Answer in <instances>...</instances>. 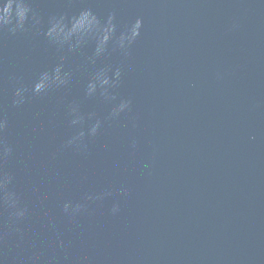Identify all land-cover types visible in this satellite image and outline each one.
<instances>
[{"label":"water","instance_id":"obj_1","mask_svg":"<svg viewBox=\"0 0 264 264\" xmlns=\"http://www.w3.org/2000/svg\"><path fill=\"white\" fill-rule=\"evenodd\" d=\"M31 3L40 24L0 31V142L13 150L0 175L28 210L14 223L0 196V264H264V0ZM83 7L115 12L120 28L144 21L127 55L103 61L122 67L117 94L131 100L118 119L85 97L91 49L60 51L44 35L52 16ZM62 57L70 84L33 95ZM19 87L29 92L15 107ZM73 104L104 119L84 150L65 147Z\"/></svg>","mask_w":264,"mask_h":264},{"label":"clouds","instance_id":"obj_2","mask_svg":"<svg viewBox=\"0 0 264 264\" xmlns=\"http://www.w3.org/2000/svg\"><path fill=\"white\" fill-rule=\"evenodd\" d=\"M40 23L31 0H0V31L6 30L16 35L27 31L29 24L35 26ZM143 25L144 21L137 18L134 22L120 28L115 12H110L106 18L102 19L91 7H83L74 14L52 16L48 20L44 35L50 45L69 53H83L86 49H91L87 60L94 67V71L86 83L84 93L86 98L99 97L104 103L112 106L110 113L104 119H118L122 114L131 111V100L117 94L123 75L122 67L103 63V61L110 54L127 55L141 37ZM72 79L73 73L66 70L62 57L50 71L46 70L39 74L30 91L36 96L47 95L51 91L66 88ZM27 92L29 89L26 87L16 89L13 100L15 107H20L26 102ZM70 115L72 117L70 124L77 128L78 132L67 141L65 147L84 150L87 148L86 138L97 136L104 124V119L99 118L95 112L82 113L79 104H73L70 107ZM6 127V120L0 119V133H3ZM132 147H136L135 141L132 142ZM12 151L11 147L4 146L0 142V155L10 156ZM12 179L10 175H0V196L12 209L13 222L18 223L27 216L28 210L20 206L17 194L8 190ZM121 194L126 195L127 190L121 189ZM110 196H112L111 192L87 193L83 197L84 202L75 204L66 202L63 205V212L74 219L87 210V202L101 201ZM111 211L114 215L117 214L120 211L119 205L114 204Z\"/></svg>","mask_w":264,"mask_h":264}]
</instances>
